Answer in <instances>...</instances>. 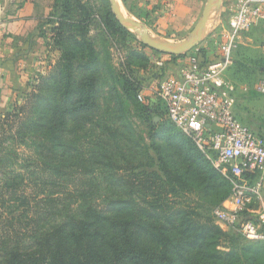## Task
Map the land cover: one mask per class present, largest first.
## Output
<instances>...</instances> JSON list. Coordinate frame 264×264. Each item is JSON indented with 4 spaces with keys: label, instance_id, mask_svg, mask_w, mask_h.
Instances as JSON below:
<instances>
[{
    "label": "trees",
    "instance_id": "obj_1",
    "mask_svg": "<svg viewBox=\"0 0 264 264\" xmlns=\"http://www.w3.org/2000/svg\"><path fill=\"white\" fill-rule=\"evenodd\" d=\"M44 24L59 58L0 127V220L26 227L0 235V264H264V241L216 222L214 210L233 193L231 178L171 121L161 100L151 92L138 98L149 81L134 64L148 67L146 49L161 52L122 25L110 0H53ZM93 27L128 45L121 70L102 57ZM263 68L264 58L254 73ZM24 144L32 154L21 162ZM30 183L36 194L27 192ZM192 192L211 215L175 200ZM256 203L241 221L257 220L250 213Z\"/></svg>",
    "mask_w": 264,
    "mask_h": 264
},
{
    "label": "built area",
    "instance_id": "obj_2",
    "mask_svg": "<svg viewBox=\"0 0 264 264\" xmlns=\"http://www.w3.org/2000/svg\"><path fill=\"white\" fill-rule=\"evenodd\" d=\"M264 20V0H235L228 26L219 43V59L210 63L196 57L189 64L168 70L160 80L144 86L145 94L163 102L171 121L192 137L215 167L231 178L233 193L214 210L225 230L237 228L249 240H264V136L237 117L235 85L225 78L243 33ZM153 62L166 66L168 57L153 54ZM256 90L264 95V68ZM258 201L257 220H242L249 204ZM227 228V229H226Z\"/></svg>",
    "mask_w": 264,
    "mask_h": 264
},
{
    "label": "rangeland",
    "instance_id": "obj_3",
    "mask_svg": "<svg viewBox=\"0 0 264 264\" xmlns=\"http://www.w3.org/2000/svg\"><path fill=\"white\" fill-rule=\"evenodd\" d=\"M119 1H121V5L129 14L130 19L141 21L149 27L150 33L151 35H153V38L157 40L162 39L166 41L178 42L186 40L190 36L195 27V24L201 18L202 11L208 0H202V2L201 0H186L187 5L189 4L193 7L198 6V15L196 17V22L190 26V29L189 25L183 24L186 14L182 10L184 8H187L184 2L185 0H126V2H124V0ZM117 3L119 5L118 0ZM225 3L226 7L224 8V10L223 7L219 9L214 8L212 10V12L215 10V13L218 15L217 22L207 31L204 39L197 46L185 53V57L171 58V54L163 53L168 57L167 63L169 64L166 65L168 70H176L181 66L188 65L190 59H192L193 57L198 58L204 63H210L219 59L218 47L220 41L222 40L221 32L224 27L228 26L230 12L234 8L235 0H225ZM119 9L121 10L120 5ZM133 11L143 13L144 16L140 18L135 15ZM50 28L49 30H51ZM128 30L131 31V33L141 41V38L137 32L130 29ZM91 33L96 37L94 38L95 40L97 39V44L100 49H102V57L104 59L106 57L110 58L114 67L117 70H121L124 67V63L128 59V45L117 43L116 40L111 39L106 41L105 38L103 39V36L100 37L98 35L99 30L95 27L92 28ZM55 51L56 57L49 62L47 67H45V69L41 73H47V71L50 70L52 65L59 58V51ZM203 52L205 53L204 55ZM146 53L149 57L148 67L142 68L134 64V69L136 70V72H138V75L140 77H145V80L149 81L148 84L145 85L148 86L150 83L160 80L163 77L164 67L156 65L152 61L154 58L153 54H155L152 50L146 49ZM262 55H264V20L252 27V29H250L248 32L243 33L239 41L238 48L234 53L232 63L225 71V78L231 81L236 87V104L234 111L237 117L240 119V121L250 126L256 132H261L262 134H264V95L258 93L256 90L258 75L254 73V69L256 68V66L260 64ZM236 62L242 63L245 71H243V66H241L240 63L237 64ZM246 67L249 68H247L246 70ZM35 79L36 77L32 80L28 89L19 93L11 108H9L7 111H4L1 118L4 119L6 112L12 111L16 106V103L22 104L25 101L26 93L33 89V83ZM103 89L104 90L102 92L101 101L105 105V102L110 97L109 85L103 87ZM132 118L136 123L138 132L144 135V137H147V127L139 120V118ZM156 121H159V119ZM88 139L89 138L85 140V142H87V145ZM17 148L18 153L22 157L20 159L21 162H23L24 159L32 154L31 148L26 144L19 145ZM76 182L77 183L69 184V187L78 185L80 181L76 180ZM27 189V192L31 195L36 194L35 189H37V187L35 186V183H30ZM175 200L196 207L198 211L203 215H211V211L207 203H205L203 199H200V196L197 192L181 194L179 197H176ZM258 207L259 204L256 203L255 206L250 209V213L256 215L255 212L258 210ZM3 212L4 208L0 207V213ZM3 214H6V212H4ZM9 220H11V217H9ZM1 221L2 220H0V235L5 231L12 232L16 230L24 232L26 229V227L21 224V221L20 223H14L15 225L13 227L7 224V222L1 223Z\"/></svg>",
    "mask_w": 264,
    "mask_h": 264
},
{
    "label": "crops",
    "instance_id": "obj_4",
    "mask_svg": "<svg viewBox=\"0 0 264 264\" xmlns=\"http://www.w3.org/2000/svg\"><path fill=\"white\" fill-rule=\"evenodd\" d=\"M184 2L187 8L182 10L186 14L183 24L190 29L196 22L198 6ZM52 4L53 0H0L1 116L56 57V51L48 46L50 25L44 24ZM222 7H226L225 0Z\"/></svg>",
    "mask_w": 264,
    "mask_h": 264
},
{
    "label": "water",
    "instance_id": "obj_5",
    "mask_svg": "<svg viewBox=\"0 0 264 264\" xmlns=\"http://www.w3.org/2000/svg\"><path fill=\"white\" fill-rule=\"evenodd\" d=\"M112 11L117 16L118 20L124 25L126 28L137 32L141 38L143 44L150 49L159 51L161 53H167L171 55H181L192 48L197 46L203 39L207 33V26L211 19V13L214 8L219 9L222 7L224 0H208L203 11L201 18L195 24L193 31L190 36L186 40L172 42L166 40H157L153 38V35L150 33L149 27L141 22L133 19H126L123 17L121 10L119 9V5L117 0H110ZM159 118L156 117V120ZM0 127H1V115H0Z\"/></svg>",
    "mask_w": 264,
    "mask_h": 264
},
{
    "label": "bare ground",
    "instance_id": "obj_6",
    "mask_svg": "<svg viewBox=\"0 0 264 264\" xmlns=\"http://www.w3.org/2000/svg\"><path fill=\"white\" fill-rule=\"evenodd\" d=\"M119 5L121 7V11H122V14L125 18L127 19H130V16L129 14L125 11V9L123 8V6L121 5V1H119ZM217 19H218V15L215 13V10L211 13V19H210V22L207 26V31L212 27L214 26V24L217 22Z\"/></svg>",
    "mask_w": 264,
    "mask_h": 264
}]
</instances>
